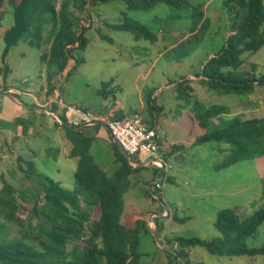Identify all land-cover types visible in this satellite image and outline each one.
I'll list each match as a JSON object with an SVG mask.
<instances>
[{"label":"rangeland","instance_id":"374dc122","mask_svg":"<svg viewBox=\"0 0 264 264\" xmlns=\"http://www.w3.org/2000/svg\"><path fill=\"white\" fill-rule=\"evenodd\" d=\"M188 3V8L181 10L158 4L149 12L128 11L126 5L119 0L91 5L87 8L88 13L80 17L83 21L91 23L90 28L85 32L89 43L85 51L80 54L84 63L73 70L75 63L69 60V68L64 73L69 70L71 73L66 79L54 68H48L42 61L41 52H48L47 45L38 50L22 40L12 47L4 61L2 60L4 50L2 37L11 27L13 15L12 7L8 5L7 0H0V101L2 102L0 104V188L2 181H5L18 192L26 194L22 202L24 209L17 212L25 231H27L25 224L29 223L34 227L41 220L40 217L32 216L30 211L35 195L41 198L42 194L38 180L33 177L25 179L17 167L18 150L15 148L16 142L11 140L14 138L15 124L22 122V119L20 122L14 119L15 114L22 109L19 108L17 112L13 106L16 102L25 106L23 101L27 102L25 98L27 96L23 95L34 94L36 97L34 105L43 113L40 107L51 100L49 99L51 88L54 87L62 89L66 102L94 107L100 109L102 113H108L105 115H111L110 109L117 111L123 109L124 112L138 110L142 103L144 110L140 114L145 123H155L156 119L165 138L172 140L175 145L185 147L178 158L165 159L166 164L171 167L166 175L174 182L164 183L161 200L166 206L168 205L172 216L184 220L183 223L165 220L163 225L161 220H157L159 237L165 246L167 240L177 237L205 241L218 238L220 235L215 230L214 223L217 213L221 210L231 209L241 218H247L264 208V157L243 161L219 172L215 171V165L228 155L229 146L217 142L193 146L194 141L206 131L193 120L190 107L178 102L174 98L173 91L163 90L162 94H157V90L163 87L166 81L176 85L181 78L191 74L194 79L192 93L194 91L198 101L206 107L224 106L229 108L230 115H240L246 119L264 117V86L256 88L249 96L218 95L196 81L199 73L196 71L198 64L204 55L216 54L220 50L225 39L231 34V22L224 7V0H188ZM190 7H199L204 12L209 21L208 30L203 38L195 43V47H192L193 52L188 59H185L187 61L183 60L185 62L182 65L176 66L166 64L171 61V55L159 60L158 54L166 52L167 48L176 46L189 37ZM124 15L147 26L150 31L157 34V42L155 44L143 40L135 42L129 33L115 32L104 26L120 23ZM98 33L105 36L108 41L99 39ZM73 55L77 56V52ZM242 60L244 63L239 70L240 73H250L256 77L264 74V46L255 54L244 53ZM5 67L7 71L4 70ZM147 73L149 75L143 79ZM111 80L113 82L109 83L106 89H101L103 84ZM97 91L102 94L106 91L109 93L106 99H103L97 95ZM152 93L155 97L150 100ZM2 94L10 95L12 99ZM153 106L163 107V116L158 118ZM35 118L43 125L47 123V119L42 115ZM174 120L177 123L172 126ZM212 128L213 126L208 132ZM49 144L52 145L51 142L48 143L44 133L28 142V146L35 150V169L40 175L48 176L64 189L71 190L74 186L73 176L77 163L74 159H59L57 162L48 160L49 153L41 151L47 149ZM55 146L62 149L60 146ZM26 159L29 160L27 157ZM56 169L60 170L59 175L56 174ZM127 191L123 195L124 209L121 218L123 224L130 223L128 212L130 196ZM140 202V206L144 207L145 211H151L154 204L159 207L157 201V203L149 201L148 197ZM159 212L163 213V210ZM168 214L166 213L167 216ZM41 222L43 226H47L44 220ZM8 233L9 238L20 237V227L10 224ZM162 235H166V238L163 239ZM154 243L151 240L141 239L138 251L142 254V264H167V262L170 264L171 259L169 260L161 249H155L157 245L155 246ZM245 244L249 248L264 245V223L253 237L245 241ZM188 253L190 264H264V257L261 256L217 257L199 247L190 249ZM164 255L165 260L162 258Z\"/></svg>","mask_w":264,"mask_h":264},{"label":"trees","instance_id":"16d2710c","mask_svg":"<svg viewBox=\"0 0 264 264\" xmlns=\"http://www.w3.org/2000/svg\"><path fill=\"white\" fill-rule=\"evenodd\" d=\"M110 1L114 0H7L12 7L13 23L3 33L2 60L12 47L23 40L38 50L49 46L48 53L41 55L48 68H54L61 74L68 68L69 60H73L75 70L84 63L80 54L89 43L85 32L91 25L80 17L88 13L87 8L91 5ZM119 1L126 5L128 11L149 12L158 4L177 10L189 6L188 0ZM224 7L231 22V34L220 50L205 63L197 78H201L202 84L218 95L249 96L256 88L264 86V74L256 77L250 73H240L239 70L244 63V53L255 54L264 46V0H224ZM190 8L189 37L166 51L174 62L188 58L193 52L192 47L208 30L209 21L204 12L199 7ZM104 26L115 32L129 33L135 42L143 40L155 44L158 40L157 34L147 26L126 15L120 23ZM98 37L108 41L99 33ZM74 52H77L75 57ZM4 70L8 69L5 67ZM70 73L71 70L67 72V77ZM109 83L103 84L101 89H106ZM190 83L189 79L181 78L175 85V97L178 102L190 107L192 118L206 131L194 141L193 146L210 142L229 146L228 155L215 165V171L264 157V117L246 119L240 115H230L229 108L224 106L206 107L191 95ZM108 93L97 91V95L103 99ZM211 126L213 128L208 132ZM62 130L72 146L68 157L77 163L74 186L71 190L64 189L50 177L37 173L32 161L17 159L18 170L24 178L33 177L40 183L42 197L35 195L30 213L41 220L34 227L25 224V231L17 212L24 209L22 202L26 194L2 181L0 264H142L138 245L140 233H149L146 224L136 221L128 226L121 222L123 195L129 187V176L133 170L125 157L118 153L116 160L120 162V167L112 176H107L89 154L90 139L82 136L81 131ZM184 149V146L174 145L171 152ZM167 181L171 182L169 179ZM150 198L156 202L152 196ZM159 209L162 210L160 205ZM43 220L47 226L41 224ZM172 220L184 222L176 216H172ZM263 223L264 208L247 218H241L231 209L221 210L214 223L220 235L218 238L208 241L173 238L167 240L166 244L175 250L177 256L168 252L165 254L171 259L170 264H181L178 257L185 264H190L188 251L196 247L217 257H264V245L249 248L245 244ZM10 224L20 227V237L9 238ZM157 232L159 235L158 228Z\"/></svg>","mask_w":264,"mask_h":264},{"label":"crops","instance_id":"0c3cea01","mask_svg":"<svg viewBox=\"0 0 264 264\" xmlns=\"http://www.w3.org/2000/svg\"><path fill=\"white\" fill-rule=\"evenodd\" d=\"M175 47V46H173ZM173 47H169L167 48L165 51H168L170 49H172ZM48 52H41V55H46ZM167 52H160L158 54V58L159 60L163 59L166 56ZM214 54H209V55H204L202 61L198 64V69L196 70L197 72H200L203 68V66L205 65V63L211 58L213 57ZM157 58V59H158ZM188 59V58H186ZM187 61V60H185ZM184 61V62H185ZM169 62V63H168ZM166 64H175L176 65H182V62H174V61H168ZM188 64V63H187ZM69 68V67H68ZM65 72V71H64ZM62 72L61 75H63L66 79L67 77V73ZM149 74L147 73L146 75L143 76V79H146L147 76ZM186 79H189L191 81L190 83V87L192 90L193 89V78L191 76V74H187L186 77H184ZM196 81H199V84L203 85L201 82V78H198ZM113 80L110 81V83H112ZM204 86V85H203ZM199 87V86H198ZM205 87V86H204ZM52 91L50 93V97L49 99L57 96V98H59L65 105H72V106H78L81 109H83L84 111H91L95 114L98 115H105L108 113H102V111L100 109H95L94 107H86L77 103H70V102H66L64 100L63 97V92L62 89L60 87H54L51 88ZM163 90L166 91H173L174 93V98L176 99V93H175V85L174 83H169L168 81H166V83L164 84L163 87H160L157 90V94H162ZM57 92V93H56ZM4 97L12 99L10 97V95H4L2 94ZM25 95L27 97H25ZM192 96H195V93L193 91V93H191ZM1 96V94H0ZM25 98H27V102L23 101V104L25 106H21L20 103L14 104L13 109L16 110L18 112V109L21 108L22 110H20L19 112L21 113H16L14 119L18 120L17 122H20V119H22V122H20V124H15V129L13 131V137L12 138V142H16L15 143V148L18 150V156L17 159H21L26 161V157L29 159L27 161H32L34 164H36V158H35V150H33V148H30L28 146V142L36 137H40V135H42L43 133L46 134L47 136V141L48 143L51 142L52 145L49 144V147L47 149H43L41 152L48 154V160H52L53 162H57L59 159H70L68 157V154L71 150V143L69 142L68 138L66 137V134L64 132V130H62V126L60 124H58L56 122V120H54V118L52 117V113L56 114V112L59 114L57 105L54 103L46 102L45 105H43V107H40V109H42L43 113L40 112L39 110H37L36 108H38L37 106L34 105L36 97L34 94H24L23 95ZM155 97L154 93L150 94V100H153ZM0 104H2V102L0 101ZM140 108L138 110H131L129 112H124L123 109H119L118 111L116 109H110L109 113L111 115V117L114 116H119V117H123V116H127L130 114H136V113H141L144 110V107H142V103H140ZM155 109L154 111L157 112L156 114H158V118H160L161 116H163V107H154ZM39 115H42L44 119H47V123H45V125H43V123H40V120L35 118ZM33 116L34 119H33ZM25 118V119H24ZM34 120V121H33ZM194 120V119H193ZM155 123H148L149 125H151L150 127H154V126H158L159 127V133L161 135V144H160V149L161 152L165 155V157H169V158H178V156L180 155L181 151H178L176 153H172V147L175 145L174 142L172 140H168V138H165L163 131L161 130V126L158 123V121L155 119L154 120ZM177 121L174 120L172 121L171 125L174 126L176 125ZM215 123V122H214ZM147 124V125H148ZM58 125H60L62 128H60ZM148 125V126H149ZM198 125V124H197ZM82 132V136H84L85 138L90 139V147H89V154L92 157L94 163L99 167L100 170H102L107 176H112L116 170H118V168L120 167V162H118L116 160V154H120L123 156V154L121 153V151L119 150V148L109 139L107 133L105 132V130H103L102 128H88V129H83L81 130ZM57 146H60L59 149ZM177 146V145H175ZM116 148V149H115ZM126 159V158H125ZM128 162V165L131 167V169L133 170L132 174L129 176V188L128 191L129 192V196H130V202H129V220L130 223L124 224V225H132L134 222L136 221H142L145 222L146 224V229L148 230L149 233H145V232H141L139 235V243L141 242V239L144 241H149L151 240L152 243H154V240L152 239L151 235H150V229L152 226V221L155 222L156 224V228H158V221L157 220H161V224H164V221L166 220H172V213L167 205V208L169 210V214L168 216L166 215V212L163 210V213L159 212L160 209L158 206H156V204L153 205V208L151 211L144 209V207L142 208L139 204L140 201H143L147 196V194L149 195L148 200L151 201L150 196L153 197V195H157L158 192L154 191L153 189V185L159 180V173L154 169L151 168L149 166L145 165L144 160L139 159V158H131L130 160L126 159ZM56 174H60V170L56 169ZM167 175H165V180L162 183V186L164 185V183L167 181ZM169 180L173 181V179L170 177L168 178ZM174 182V181H173ZM162 194V192H160ZM136 200H138V202L136 203ZM141 203V202H140ZM161 210V211H162ZM155 214L153 216V218L151 219V216ZM164 234V233H163ZM160 236V234H159ZM163 239L166 238V235H162ZM165 236V237H164ZM161 239V238H160ZM162 240V239H161ZM155 244V243H154ZM156 246V244H155ZM157 248V250H160L158 248V246L155 247V249ZM138 250H139V245H138ZM139 253V251H138ZM140 254V253H139ZM142 256V254H140ZM166 256H162V258L165 260ZM167 262V261H166ZM168 264V262H167Z\"/></svg>","mask_w":264,"mask_h":264},{"label":"built area","instance_id":"2783aa9c","mask_svg":"<svg viewBox=\"0 0 264 264\" xmlns=\"http://www.w3.org/2000/svg\"><path fill=\"white\" fill-rule=\"evenodd\" d=\"M50 102L57 105L59 114L56 112L51 115L58 124L62 120L77 131L102 128L128 160L139 158L144 160L146 166L154 168L159 173V180L153 185L158 192L153 198H161L162 183L171 167L166 164V157L160 149L161 135L158 126H148L140 113L113 119L108 115H98L76 106L65 105L57 96L51 98Z\"/></svg>","mask_w":264,"mask_h":264},{"label":"water","instance_id":"95a60500","mask_svg":"<svg viewBox=\"0 0 264 264\" xmlns=\"http://www.w3.org/2000/svg\"><path fill=\"white\" fill-rule=\"evenodd\" d=\"M60 125H61L63 128H65V129H69V130H75V131H77L76 129H73V128L69 127L68 125H66L62 120H60ZM120 151H121V150H120ZM121 153H122L123 156L127 159V156H126L122 151H121ZM154 199L158 202V204H159V205L164 209V211L168 214V213H169L168 208H167V206L162 202L161 198L155 197ZM154 215H155V214H153V215L151 216V219L153 218ZM151 222H152V226H151V229H150V234H151V236H152V239L154 240V242H155L156 245L158 246V248L161 249V250L164 251V252H168V253H170V254H172V255H174V256H177V253L175 252V250H173V249L170 248L169 246H165V245L162 243V241H161V239H160V237H159V235H158V232H157V228H156V224H155V222L152 221V220H151ZM178 260H179V262H180L181 264H185L184 260H183L181 257H178Z\"/></svg>","mask_w":264,"mask_h":264}]
</instances>
